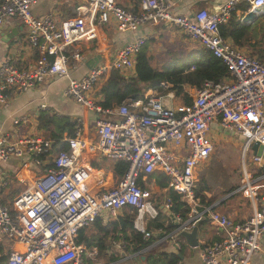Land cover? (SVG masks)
<instances>
[{"label":"built area","instance_id":"2783aa9c","mask_svg":"<svg viewBox=\"0 0 264 264\" xmlns=\"http://www.w3.org/2000/svg\"><path fill=\"white\" fill-rule=\"evenodd\" d=\"M42 1L46 0H0V25L11 18L19 19L27 31V44L37 54L30 69L20 70L8 61L0 64L2 108L8 106L12 94L33 90L48 78H68L70 67L83 59L71 48L94 39L95 27L112 20L120 32H133L147 25L173 26L221 60L228 77L221 84H205L196 90L188 105L167 108L162 98L152 93L140 102L102 109L95 90L108 70L121 76L134 70L146 44V39L139 37L120 48L108 64L97 66L79 80L70 79L64 95L96 115L95 139L81 137L77 120L75 137L67 141L68 151L56 154L52 165L14 199L10 208L0 200V241L5 239L17 248L9 253L7 264H46L50 259L82 264L83 256L90 254L76 244L79 231L91 226L101 214L117 218L126 207L136 211L135 229L144 238H152L143 224L147 219L156 220L158 210L151 201V192L143 186L149 176L159 174L167 177L168 189L178 194L190 210L187 220L176 218L178 227L171 235L190 231L205 217L222 232L223 239L201 248L202 264H250L261 251L264 239V205L248 220L235 223L212 211V207H200L196 183L198 169L213 152L209 137L212 124L218 123L223 130H232L244 139L242 160L254 143L264 147V63L232 47L218 32L238 4H249L244 16L256 15L264 7V0H229L218 12L201 10L191 17L174 15L172 0H140L139 14L121 8L114 0H80L76 16L60 22L50 15H32V8ZM51 150V142L41 137L16 142L0 137V163L39 159ZM83 152L128 164L114 189L97 197L87 191L86 174L79 166ZM262 163V158H252V165L261 167ZM244 175L240 190H247L249 198L255 200L258 195L252 191L253 181L245 170ZM166 205L170 209L171 201ZM174 250L181 251L178 242Z\"/></svg>","mask_w":264,"mask_h":264},{"label":"crops","instance_id":"0c3cea01","mask_svg":"<svg viewBox=\"0 0 264 264\" xmlns=\"http://www.w3.org/2000/svg\"><path fill=\"white\" fill-rule=\"evenodd\" d=\"M114 1L118 6L129 12L135 14H139L140 12V0ZM228 1L229 0H172L174 4V6L172 7V12L174 13V15L187 17H191L193 14L201 10H206L208 12H218ZM81 5L82 3L80 0H46L37 3L32 8L31 12L32 15L36 18L50 15L55 22H60L67 18L75 17L77 7ZM248 9L245 12L236 11V15L239 17L240 22H242V19L245 17L244 14L248 11ZM263 16L264 13L256 14V19H262ZM252 22L244 25L248 26ZM26 36L27 31L21 24L20 20L17 18L8 19L2 25H0V64L4 61H8L10 64L20 70L30 69L35 65L37 61V54L27 44ZM179 36L185 35L175 27L163 24L139 27L133 32H120L113 20L110 21V23L107 25L96 26L94 31V39L84 40L71 48L72 51L81 53L83 59L80 64H77L75 67H70L68 78L57 80L48 78L44 81L43 84L36 86L33 90H30L26 93L12 94L8 106L5 108L0 107V137H7L10 142H16L21 139L30 137H41L45 140L50 141L43 132L38 130V117L39 114L44 111L52 116H62L70 118L71 120L76 121V125L77 120L80 121L79 123L82 128L81 137L89 141H94L96 115L88 111L87 109L82 108L73 100L67 99L65 97L64 94L68 86V81L70 79L79 80L97 66L108 64V62L113 56H115V53L120 48L135 41L139 37L145 38L146 43L149 46L156 44L157 46L169 48V51L171 50V53H177L180 50L179 45H181L179 43ZM251 36L252 38L255 37L257 41H263L261 47L255 48L256 51L259 52V54H256V52L252 51L251 48L237 47L231 40L224 38L223 39L243 54L254 57L261 63H264V61H261L259 59H264V30L258 27L255 31L251 32ZM185 38L192 44L197 45L195 50L202 48L197 43L192 42L187 36H185ZM254 42L255 40L253 39L252 43ZM147 45L145 44L146 48ZM149 49H151V47ZM195 50L192 53H194ZM149 52L150 51H147V53ZM192 53L190 55H192ZM190 70L192 71L193 67ZM134 76L135 68L130 74L123 77L129 79ZM225 80L226 78L221 83H223ZM160 88L161 90L159 91L151 89L148 90L144 93L143 99L136 102L143 101L145 97H148L152 95V93H155L157 94V96L162 98V103L165 107L174 108L180 105L190 104L195 96L196 90H198L194 87L186 85L183 88V93L180 95V97H177L173 91L169 90V85L161 84ZM95 91L97 92V89ZM162 91L165 92L164 95H160V92ZM184 95L189 98L188 104L183 103L182 96ZM97 97L99 98V101H101V97L98 95ZM42 106H44L45 109H43ZM262 111L264 114V102ZM114 118L115 117L112 116L111 119ZM14 121H17L18 123L14 124ZM222 133H225V130H223L218 123H214L211 126L209 137L212 141L213 136L222 135ZM230 133L234 135L235 138L238 137L243 144L244 139L241 136L237 135L234 131H231ZM65 136L66 134L63 135L64 138ZM68 140L69 139H64L66 144ZM50 142L52 144V150L48 153L47 156L40 157L39 159H11L6 163H0V200L4 206L10 208L14 199L26 189L30 188L34 184V182L43 175L44 170L52 165L53 158L56 156V154L62 152L54 150V143L52 141ZM212 154L209 160L198 169L197 177L199 170L207 165L211 160ZM255 156L256 155L250 148L247 151L244 160H242V166L247 175L251 177V181H253L252 191H254L255 194L258 195V197L255 200L254 198H248L250 199L249 202L252 203V205L250 203V205L252 206V212H250V214L248 212L245 214V211H241L240 214H228L229 216L227 215L235 223H241L248 220L252 216L254 210H258L264 205V172L258 177L254 175L256 169H262L264 171V157H260L263 160L262 166L257 167L252 165V158ZM116 162L117 161L100 159L98 155L89 152H83L81 154L79 159V166L83 169V171H85L86 189L91 195L97 197L109 188V186L111 185V180L107 177L106 173L112 169L114 163ZM250 171L254 172L251 174ZM151 176H163L165 179H167V177L162 174ZM149 177L146 181L145 186L143 187L151 192V201L158 210V217L156 218V220H145L143 225L147 230L149 223L155 222L158 223L162 228L149 229V232L152 233V238H150V240H152L153 242L152 245L146 250L134 254L131 251L132 245L125 238L127 236L126 231L122 232L120 228H118L115 232H110L111 229L107 228L110 234L104 237L103 242L105 248L101 252H99L95 247L87 248L86 246L81 244V246L85 248L86 252L90 254V256H83L82 263L136 264L140 262L141 264L144 260L142 254L145 251L152 250L155 252L166 254H176L178 257L180 256L182 258L181 260L179 259L182 264H202L200 258L201 248L203 246L220 242L223 239L222 232L216 226L211 225L205 217H203V224H200L198 227L197 248L188 247L185 240L182 239L180 235H171L178 227L176 218H180L174 215L171 211V208L168 209L166 205L168 200L171 201L170 197L168 196V192L173 191L168 189V179L166 187L160 188L157 184L158 181L155 178L150 179ZM197 184L198 181L196 183V190ZM241 188L242 186L240 187V189ZM155 195H157V198H155ZM176 195L179 197V202L187 207V205H185L181 201V197L178 194ZM247 195L249 197V193H247ZM221 202L214 203L209 207H212V211L219 213L218 207ZM172 205L173 204L171 201V207ZM187 208L189 209V207ZM122 218L124 220V214H122L121 211L115 219L108 218L107 215L101 214L97 220L102 227H108L111 222H118L119 220H122ZM170 226L173 227L171 231L168 230ZM133 229L137 233H140L135 229L134 224ZM89 230L90 236H99L100 238H103V234H99L97 230H95V228L90 227ZM160 231H162V234L159 233ZM169 234L171 235V237L163 239L165 235ZM160 239L163 240L159 242ZM177 242L181 246V251L176 253L174 248ZM0 246L3 248V252L0 253V260L4 258V262L0 261V264H7L9 253L17 248L13 244L7 242V240L5 239L0 241ZM52 259L55 258L53 257ZM46 264L72 263H62L60 261H57L56 259L54 261L50 259V261H48ZM250 264H264V239L261 241V251L252 257Z\"/></svg>","mask_w":264,"mask_h":264},{"label":"trees","instance_id":"16d2710c","mask_svg":"<svg viewBox=\"0 0 264 264\" xmlns=\"http://www.w3.org/2000/svg\"><path fill=\"white\" fill-rule=\"evenodd\" d=\"M249 8V4L242 2L236 7V11L245 12ZM236 11L232 12L228 21L218 27L219 35L224 39L231 40L237 47H248L252 51L259 54L256 51V47H261L263 41H257L256 38H252L251 32L255 31L258 27L264 30V16L262 19L254 20L250 25L245 26L241 24L239 17L236 15ZM255 40L252 43V40ZM146 46L139 54L135 64V76L129 79L124 78L115 70H108L102 77V81L97 88L96 94L101 97L98 105L102 109L112 110L121 106L124 103H133L138 100H142L144 93L148 90H161L160 85H169L170 91H173L177 97L183 93V88L186 85L201 89L204 84L211 83L217 85L221 83L228 76L227 69L221 60L217 59L206 49H196L192 55L187 58H182L178 53H171L168 50V54L165 58L171 59L174 62L163 64L159 69L153 68L151 62L153 57L147 53ZM254 54V53H253ZM264 61L263 58H259ZM193 67V70L190 69ZM183 103L188 104L189 98L182 96ZM38 130L43 132L47 138L52 141L53 149L56 151H68L67 144L64 139L73 138L76 132V121L67 117L52 116L46 112H41L38 117ZM66 134L65 138L63 135ZM128 169V164L123 161H117L114 163L111 170L106 174L111 180L109 189H114L118 181H120ZM254 172V171H253ZM262 169H256L254 175L256 177L263 174ZM150 179L155 178L158 181L160 188H164L167 185V179L163 176H151ZM239 185L233 187L231 192L237 191ZM208 191V185L200 180L197 184L196 197L199 199L201 207H209L213 203L207 200L205 193ZM240 193H235L229 199L221 202L218 208L226 207L229 201L235 199ZM168 196L172 201L171 211L174 215L180 217L183 221L187 219L189 215V209L179 202V197L173 193L168 192ZM248 201V200H246ZM161 213V212H160ZM159 213V214H160ZM124 214V220L118 222H111L108 227H102L98 220H96L91 226L79 231L77 244L84 245L87 248L95 247L101 252L104 246V237L110 232H115L118 228L122 232H127L126 240L132 245V253H139L146 250L152 245V240L144 239L143 235L137 233L133 229V222L135 219L136 211L130 207H126L122 210ZM203 224V223H200ZM95 228L99 234H103V238L99 236H90L89 228ZM107 228L111 231L108 232ZM162 229L158 223H149L147 231L149 229ZM172 226L168 228L172 230ZM3 252V248L0 246V253ZM142 256L144 260L141 264H177L180 260L176 254H166L155 251H145ZM4 262V258L0 260Z\"/></svg>","mask_w":264,"mask_h":264},{"label":"rangeland","instance_id":"374dc122","mask_svg":"<svg viewBox=\"0 0 264 264\" xmlns=\"http://www.w3.org/2000/svg\"><path fill=\"white\" fill-rule=\"evenodd\" d=\"M179 40L181 45H179L180 50L177 53L182 58H187L195 50L197 45L189 42L185 36H179ZM152 46L147 45V51H150L148 54L153 57V61L151 62L153 68L159 69L163 64L174 62L171 59L165 58L169 48L157 46L156 44ZM150 47L151 49H149ZM164 94V91L160 92V95ZM231 131L225 130V133H222V135L213 136L212 141L214 147L211 160L199 170L197 177L198 183L202 180L208 185V191L205 193V196L213 204L223 202L235 193H240L234 200L229 201L226 207H221L218 210L221 215L229 219L231 218L228 217V214H240L241 211H245V214L252 212V203L249 202L250 199H248L249 197L247 195L248 191L239 190L242 182L245 180L242 166L243 144L238 137L235 138L230 133ZM250 173L252 174L253 172L250 171ZM237 184L239 185V189L231 192ZM155 198H157V195H155ZM82 264H87V262H83ZM136 264H140V262Z\"/></svg>","mask_w":264,"mask_h":264},{"label":"water","instance_id":"95a60500","mask_svg":"<svg viewBox=\"0 0 264 264\" xmlns=\"http://www.w3.org/2000/svg\"><path fill=\"white\" fill-rule=\"evenodd\" d=\"M258 14H262V13L258 12ZM255 19H256V15L248 14L242 19V22L244 24H248L254 21ZM251 150L257 157H262V156L264 157V147L259 145L258 143H254L251 147ZM203 221L204 218H202L200 222L196 223L190 232L183 231L180 233V237L185 240L188 247L190 248L198 247V241H197L198 227L200 223H202ZM179 259L181 260L182 258L179 256Z\"/></svg>","mask_w":264,"mask_h":264},{"label":"bare ground","instance_id":"6f19581e","mask_svg":"<svg viewBox=\"0 0 264 264\" xmlns=\"http://www.w3.org/2000/svg\"><path fill=\"white\" fill-rule=\"evenodd\" d=\"M257 12H259V13H264V7H262V8H260V9H258V11ZM242 24H244L243 22H241ZM204 87V86H203ZM203 87L201 88V89H203ZM199 90V89H198ZM143 235V234H142ZM144 236V235H143Z\"/></svg>","mask_w":264,"mask_h":264}]
</instances>
